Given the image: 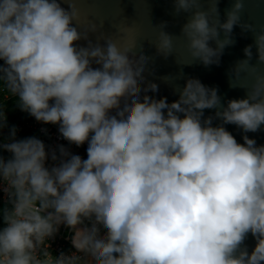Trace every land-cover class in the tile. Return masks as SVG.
Segmentation results:
<instances>
[{"label":"clouds","instance_id":"1","mask_svg":"<svg viewBox=\"0 0 264 264\" xmlns=\"http://www.w3.org/2000/svg\"><path fill=\"white\" fill-rule=\"evenodd\" d=\"M206 2L203 10L202 0H173L174 15L190 14L181 35L191 62L183 65H219L235 27L254 37L256 63L249 44L230 72L229 86L245 97L226 106L195 78L175 87L171 103L147 95L159 86L145 84L151 58L142 46L135 55L134 31L113 25L116 35L100 32L94 44L89 33L103 23L82 21L77 0H0V94L58 125L70 144H88L86 159L63 146L57 156L10 129L0 143L10 154L0 155V264H264V145L248 135L238 143L224 127L264 126V24L242 19L248 0H232L223 22L220 0ZM166 27L157 25L152 43L165 59L173 54ZM206 109L214 115L204 117ZM61 225L75 251L53 256L47 241Z\"/></svg>","mask_w":264,"mask_h":264},{"label":"water","instance_id":"2","mask_svg":"<svg viewBox=\"0 0 264 264\" xmlns=\"http://www.w3.org/2000/svg\"><path fill=\"white\" fill-rule=\"evenodd\" d=\"M203 10H206L208 4L206 0H202ZM232 0H220L218 8L220 19H225V11L231 7ZM67 9L68 5H61ZM77 7L81 12L82 21L90 20L98 26L103 23V27L97 33H89V40L96 43V36L103 32L106 36H115L116 29L113 25L131 28L135 33L136 49L135 55L141 54V46L143 54L150 59L146 66L145 84L154 82L159 86L156 93L149 92L147 95L155 99L166 97L169 103L178 99V92L175 87L182 88L188 78H195L201 81L208 88H217L218 95L221 97V103L226 106L230 99H240L245 97V90L241 88H232L229 86L230 72L236 62L244 59L243 49L249 44H253L252 63H256V49L254 46V37L251 32L242 33L239 27L233 29L232 36L235 44L224 49L223 55L220 57L219 65L204 66L199 61L191 65H183L191 62V58L187 52V41L181 35V28L189 18V13L173 14V0H77ZM242 19L251 23L258 28L264 24V0H248L245 5V12ZM167 22L165 31L173 35V54L167 59L156 53L155 45L152 44L156 40L159 29L157 25L161 22ZM87 23L83 24L86 27ZM223 38V33H221ZM86 41L77 42L80 46H86ZM100 43L103 45L104 41ZM215 47L213 42H210ZM96 67V65H93ZM182 75V76H181ZM168 76L171 83H165L161 78ZM245 82L242 75L239 79H233L234 85ZM143 95V93H142ZM214 109L204 110V117L213 116ZM218 119L213 120V126L220 124ZM237 140L243 143L242 136L248 135L256 141L257 145H264V126L256 133H243L241 129L235 125H224ZM256 240L249 234L244 241L248 251L251 252L255 246Z\"/></svg>","mask_w":264,"mask_h":264},{"label":"built area","instance_id":"3","mask_svg":"<svg viewBox=\"0 0 264 264\" xmlns=\"http://www.w3.org/2000/svg\"><path fill=\"white\" fill-rule=\"evenodd\" d=\"M2 63V62H0ZM14 97H3L1 94L0 103L3 104V110H5V102L12 99ZM24 112V111H23ZM6 116V122L8 120V116ZM23 117L24 120L20 121V117L16 118L13 121V127L16 128V137L15 139H25L29 137H36L40 139L46 146V152L55 151L57 156H59V147H65L71 154L79 155L82 159L87 158L86 149L88 147L87 142L83 145L77 147L75 144H70L68 141L64 140L59 131L58 125L53 124H44L42 122H38L34 117L30 116L27 112H24ZM43 129V131H42ZM25 132V136H22V132ZM9 130L8 129H0V143L8 142ZM0 155H2L5 159L10 158V154L6 151L0 150ZM53 162L49 159L46 161V166H51ZM0 199L6 202V197L2 191H0ZM73 232L67 227L61 225L59 227L58 232L54 235L53 238L49 239L47 243L50 245L49 251L53 256L59 255L61 252L70 253L75 251L71 244V237Z\"/></svg>","mask_w":264,"mask_h":264},{"label":"trees","instance_id":"4","mask_svg":"<svg viewBox=\"0 0 264 264\" xmlns=\"http://www.w3.org/2000/svg\"><path fill=\"white\" fill-rule=\"evenodd\" d=\"M0 99H1V94H0ZM16 103V98H12L8 101L5 102V110L4 113L8 116V120L6 122V126L3 129H8L10 131V129L13 127V121L20 117V121L24 120V118L27 117H23L24 112L21 110H19V108L15 107ZM22 136H25V132L23 131ZM6 205V202L2 201L0 199V208H3Z\"/></svg>","mask_w":264,"mask_h":264},{"label":"rangeland","instance_id":"5","mask_svg":"<svg viewBox=\"0 0 264 264\" xmlns=\"http://www.w3.org/2000/svg\"><path fill=\"white\" fill-rule=\"evenodd\" d=\"M16 104V103H15ZM15 107H17V105H15ZM18 108V107H17ZM20 110V109H19ZM22 112V111H21Z\"/></svg>","mask_w":264,"mask_h":264}]
</instances>
